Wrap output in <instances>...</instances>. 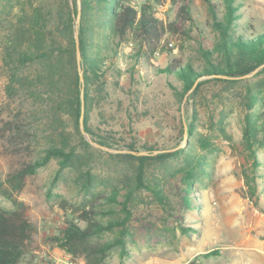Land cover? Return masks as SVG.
Instances as JSON below:
<instances>
[{
    "label": "rangeland",
    "instance_id": "rangeland-1",
    "mask_svg": "<svg viewBox=\"0 0 264 264\" xmlns=\"http://www.w3.org/2000/svg\"><path fill=\"white\" fill-rule=\"evenodd\" d=\"M160 1L157 16L166 25L174 23V29L163 35L148 63L136 64L130 57L135 45L123 46L108 74L111 98L92 113L98 141L104 145L90 138L102 148L85 134L91 146H84L70 126L79 147L74 163L59 172V160L53 159L25 178L20 177L22 171L52 144L53 129L35 115L29 100L7 97L2 47L8 27L0 23V209L10 211L23 204L33 226L19 264H58V259L85 264V254L73 255L50 240L62 233L67 219L79 218L84 211L117 226L93 238L94 246L123 243L102 264H264V67L245 79H230L236 83H206L194 96L193 88L181 100V82L161 71L171 63L201 71L206 66L201 49H212L219 34L204 0ZM182 1L190 6L192 20L180 14ZM215 1L222 17L224 4ZM237 3L238 33L252 37L263 33L264 0ZM205 77L196 85L213 79ZM248 117L259 128L256 162L244 140ZM193 120L199 143L190 137L184 154L148 162L143 170L145 187L139 188L140 163L119 156L129 154L122 153L123 148L133 141L156 151L176 148L189 136L188 127L182 133V125ZM187 165L195 166L194 171ZM191 171L192 204L186 207L182 184ZM159 191L166 199L156 196ZM112 195H117V202L110 200ZM214 250L219 256L199 258Z\"/></svg>",
    "mask_w": 264,
    "mask_h": 264
},
{
    "label": "trees",
    "instance_id": "trees-1",
    "mask_svg": "<svg viewBox=\"0 0 264 264\" xmlns=\"http://www.w3.org/2000/svg\"><path fill=\"white\" fill-rule=\"evenodd\" d=\"M134 1L0 0V23H5L8 27L2 47V66L8 78L6 95L9 99L19 97L29 100L35 115L47 120L53 129L52 144L43 150L40 160L22 171L21 178L34 175L53 159L59 160V172L74 163L79 147L74 142V131L69 129L70 126L84 146H91L80 130L82 116L85 133L104 145L102 141H98L101 136L96 133L91 122L92 113L102 110L111 98L108 74L123 46L130 43L135 45L131 59L136 64L148 63L157 52L163 35L174 29L175 25H166L157 16L156 7L163 4L160 0H145L140 6L135 5ZM176 1L173 0L174 3ZM204 1L208 6L213 28L219 34L212 49H201L206 66L198 71L190 64L182 66L171 63L161 71L167 76L175 75L181 82V100L193 88L194 96L206 83H236L237 80L230 79H245L264 66V32L253 37L238 33L241 4L237 0H220L225 7L221 17L220 6L215 0ZM180 14L192 20L190 6L185 1L181 2ZM76 31L79 36L83 81L77 62ZM117 75L120 77L121 73L117 71ZM203 76L213 79L200 82L194 87L196 81ZM131 79H134L133 74ZM187 125L189 145L190 137L199 143L201 136L198 137L195 133L194 120ZM258 129L256 121L246 118L244 140L247 149L255 156V162L258 160L255 152ZM185 130L184 124L182 133ZM124 150L136 153L144 150L150 153L146 156L119 155L140 163L138 187L142 188L145 187L143 170L148 162H164L184 154L187 149L151 155L156 150L139 146L133 141ZM186 167L192 171L195 169L192 165ZM192 171L188 173V180L182 184V202L186 207L192 204L188 182L192 179ZM156 196L166 199L161 191ZM110 200L117 202V195L110 196ZM129 201L130 199L126 201L127 204ZM127 204H124V210L130 215ZM92 213L84 211L79 218L67 219L62 233L50 240L73 255L85 254V264H102L108 253L123 243L94 246L91 242L93 238L112 231L117 226L93 219ZM121 225L125 226L126 221ZM32 231L33 226L25 215L23 204H17V208L10 211L0 209V264H19L22 261ZM218 253V250H214L199 258L219 256Z\"/></svg>",
    "mask_w": 264,
    "mask_h": 264
},
{
    "label": "water",
    "instance_id": "water-1",
    "mask_svg": "<svg viewBox=\"0 0 264 264\" xmlns=\"http://www.w3.org/2000/svg\"><path fill=\"white\" fill-rule=\"evenodd\" d=\"M79 20H80V15L78 16L77 18V26L79 24ZM78 28V27H77ZM76 44H77V62H78V66H79V70H80V76H81V80L83 81V72H82V67H81V53H80V49H79V36H78V31H76ZM264 67V66H263ZM260 69V68H259ZM259 69H257L256 71H258ZM253 72L254 73H256ZM252 75V74H251ZM220 77V76H218ZM247 77H250V75H247L245 78ZM205 78H210V77H205ZM196 85V84H195ZM80 128H81V131L83 134H85L88 138V141L91 143V144H95L94 141L85 133L84 131V121H83V116L81 117L80 119ZM185 128L186 127V124H185ZM189 140H188V137L186 136L185 137V140H184V144H181L180 146L176 147V148H173V149H167V150H163V151H155L154 153L155 154H159V153H172V152H175L177 150H180V149H183L186 147V145L188 144ZM97 147L99 148H102L101 146H99L98 144H95ZM122 153H129V154H132V155H139V156H146L148 155L147 152H140V153H136V152H130V151H121Z\"/></svg>",
    "mask_w": 264,
    "mask_h": 264
},
{
    "label": "built area",
    "instance_id": "built-area-1",
    "mask_svg": "<svg viewBox=\"0 0 264 264\" xmlns=\"http://www.w3.org/2000/svg\"><path fill=\"white\" fill-rule=\"evenodd\" d=\"M58 264H73L72 262H70V260L68 259H64V260H56Z\"/></svg>",
    "mask_w": 264,
    "mask_h": 264
}]
</instances>
